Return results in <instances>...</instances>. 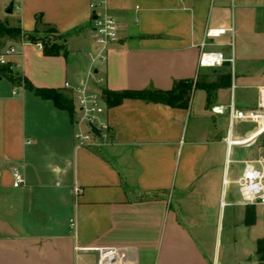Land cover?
I'll use <instances>...</instances> for the list:
<instances>
[{"label": "crops", "instance_id": "crops-1", "mask_svg": "<svg viewBox=\"0 0 264 264\" xmlns=\"http://www.w3.org/2000/svg\"><path fill=\"white\" fill-rule=\"evenodd\" d=\"M100 1L118 26L104 60L95 57L90 10ZM250 19L264 21V0H0V21L24 33L52 28L67 52L45 56L24 39L8 45L17 51L9 70L22 81L5 76L10 86L0 89V264H99L109 252L117 264H264L256 255L264 237L240 258L227 251L240 224L250 226L230 166L263 157L264 134L229 148V103L220 101L229 90L235 99L239 79L252 92L237 108H255L264 62L260 73L231 71L229 86L211 101L204 89H194L182 107L141 99L110 107L103 96L107 137L85 146L74 140L76 111L56 108L23 81L68 97L66 83L102 93L171 91L206 70L198 67L202 50L228 57L233 33L208 39L207 30L243 36ZM217 106L225 114H214ZM250 124L237 123L231 137L252 136L256 126L238 131ZM238 147L255 155L232 159ZM14 170L25 179L18 189ZM253 212L256 220L255 206Z\"/></svg>", "mask_w": 264, "mask_h": 264}, {"label": "built area", "instance_id": "built-area-1", "mask_svg": "<svg viewBox=\"0 0 264 264\" xmlns=\"http://www.w3.org/2000/svg\"><path fill=\"white\" fill-rule=\"evenodd\" d=\"M92 12L94 33L96 36L97 48L95 57L98 60H104L106 53L116 41H118V26L115 19L109 14L104 1L90 4ZM226 32L233 33V29H209L206 32V38L216 39L224 35ZM32 45V44H31ZM35 46L39 51H43V45L37 43ZM205 44L202 45V48ZM14 47L5 48L0 52V66H7L9 58L16 54ZM226 62L233 63V57L228 58L224 53L219 51L202 50L199 56V69L221 68ZM99 80H95V84H99ZM69 91V98L75 104L76 118L74 140L78 146H85L93 142L95 138H106L108 125L100 118L101 105L103 103V93L100 89L89 87L87 84L83 86L73 87L69 83L64 85ZM236 89L232 84V91ZM213 113L217 115L225 114L224 108L217 106L213 108ZM226 115L229 123L228 134L225 138L226 145L242 146L250 145L257 137L264 134V82L257 87L256 106L248 111L239 110L236 106L234 95L232 94L230 102L226 107ZM239 122L254 123L256 126L252 136L246 139H234L231 137L235 125ZM85 128H84V127ZM91 126L99 131L97 136ZM12 187L21 188L25 184L24 175L14 170L12 173ZM225 184L228 182L225 180ZM238 186L240 200L246 206H259L264 208V156L256 159L247 160L243 163V171L241 176L236 180ZM80 191L76 190V194ZM223 205V203H221ZM113 254L110 252L103 255L99 264H117L113 260Z\"/></svg>", "mask_w": 264, "mask_h": 264}, {"label": "rangeland", "instance_id": "rangeland-1", "mask_svg": "<svg viewBox=\"0 0 264 264\" xmlns=\"http://www.w3.org/2000/svg\"><path fill=\"white\" fill-rule=\"evenodd\" d=\"M0 23L4 22L0 21ZM247 24V34L240 36L238 34V30H236L235 32H233L231 43L227 48H225L228 58L233 57V63L230 64L231 67H229L228 65H224L221 68L206 69L201 71L197 80L195 81L198 89H207V87H214V90H217V86L221 84V76L227 73L231 74V71L233 74L235 73V71L238 74L240 73V71H243L245 73L250 72L252 74L260 73L262 71L261 68L264 62V21L262 22V20H256L255 22H253V20L250 19ZM8 27H11L10 24ZM47 31L48 29L45 30V32L40 36L43 37L46 42L56 41V35L47 33ZM21 39L22 37L12 38L6 34H1L0 52L8 47V45L13 43L12 41H19ZM0 75L3 79V81L0 83V89H8L10 85L6 77H9L10 75H8L6 72H0ZM236 83L238 87L235 90L234 94L236 105L237 107H240L241 105L248 102L249 95L252 90L241 87L242 82L239 79H237ZM194 89L195 86L192 88L191 94ZM197 94L198 92H196L195 96H197ZM229 99L230 90L227 92H223L220 101L222 103L228 104ZM254 126V124L246 125L243 127L241 126L238 131L242 136L248 131L252 130ZM93 140H95V138ZM254 155L255 150L253 148L238 147L234 149L232 159L242 160L253 157ZM230 167L234 177L239 178L243 171V165L240 163H232ZM239 211L240 213H242V208L239 209ZM261 237H264V208L257 206L255 223L250 226L240 224L239 230L237 231V243L236 245H233V247H227V251L229 252V254L240 258L245 249H255L256 239Z\"/></svg>", "mask_w": 264, "mask_h": 264}, {"label": "trees", "instance_id": "trees-1", "mask_svg": "<svg viewBox=\"0 0 264 264\" xmlns=\"http://www.w3.org/2000/svg\"><path fill=\"white\" fill-rule=\"evenodd\" d=\"M47 33H52L56 35V41L46 42L43 37H41L37 32L33 33H24L20 28L8 27L5 23H0V35L6 34L12 38L22 37L27 43L35 45L41 43L43 45L42 53L45 56H59L61 54L66 55V48L62 43V36H58L57 32L50 28ZM224 65H230L229 62H226ZM0 72H6L9 76V79L13 82L22 81L20 77H13L11 71L7 66H0ZM221 84L217 86L218 88L227 87L231 81V74L227 73L220 78ZM25 88L33 92L36 96L44 99L50 100L54 103L56 108L60 110H66L73 116L75 107L73 101L67 96L57 92L54 89L46 88H35L33 87L26 79H23ZM195 86V89H198L197 84L193 80L179 81L174 84V87L171 91H141V92H122V93H113L107 90L103 91L104 99L108 106H116L122 103L125 99H141L147 102L152 103H161L171 107H182L188 104L190 99V94L192 88ZM204 89V88H200ZM206 90L208 94L209 101L214 97V87H207ZM254 206H249L247 211L246 224L253 225L255 223L254 219ZM256 255L258 260L264 263V238L257 241Z\"/></svg>", "mask_w": 264, "mask_h": 264}, {"label": "water", "instance_id": "water-1", "mask_svg": "<svg viewBox=\"0 0 264 264\" xmlns=\"http://www.w3.org/2000/svg\"><path fill=\"white\" fill-rule=\"evenodd\" d=\"M13 6H14V4H13V3H10L9 6L6 7V10H5L6 14H11V13H12V11H13ZM5 24H6V26H8V22H7V21L5 22ZM91 128H92V131H93L97 136H99V131H98L94 126H91Z\"/></svg>", "mask_w": 264, "mask_h": 264}]
</instances>
